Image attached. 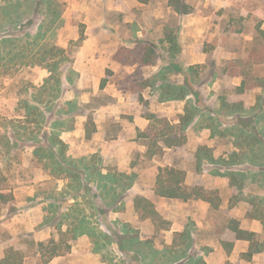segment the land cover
<instances>
[{"label":"rangeland","instance_id":"374dc122","mask_svg":"<svg viewBox=\"0 0 264 264\" xmlns=\"http://www.w3.org/2000/svg\"><path fill=\"white\" fill-rule=\"evenodd\" d=\"M55 1L62 5L59 7L61 14L53 30H48L53 13L48 8L47 0H0V37L15 34L24 37L23 45L27 46L28 56L39 52L45 43L66 49L70 61L62 63L59 69L62 79L59 105L68 101H88L82 97V93L93 92L92 81L80 84L79 73L69 68L73 67L74 54L85 40V33L94 28L108 29V37L101 36V41L110 43V46L115 44L118 49L114 55L120 58L115 59L118 62L115 67L107 69L106 77L109 80L106 93L117 90L129 93V105L132 106L134 102V108L138 104V109L144 116L152 113V106H159L162 102L159 101L160 92L150 87L142 89V82L157 81L159 86L162 76L158 74L161 70L168 81L180 86L185 81L189 82L195 93L191 98L202 111L197 113L186 131V153L178 151L185 161L183 167L198 173L194 155L201 146L209 148L213 162L204 160L201 172L206 164L207 167L213 165L217 173L226 180V187L210 185L218 191L221 208L219 211L209 212L207 219L223 228L228 219L242 220L246 214L257 216L263 227V233L258 235V240L264 247V241H260L264 240V86L258 85V81L264 80V37L258 35V28L264 31V0H187L193 6V15L196 17L168 13L167 0ZM40 29L46 32V36L37 40L36 46H33ZM240 30L243 33L238 34ZM167 33L177 37V52L171 50L174 44L166 40ZM149 46L156 51L151 57V64L144 65L145 49ZM102 53L103 51H99L97 56L101 57ZM171 65L174 66L172 70L168 69ZM191 67L193 70L189 72ZM45 74L40 67L33 65L19 70L12 77H3L0 74V144L10 142V146L0 147V186L5 190L16 186L19 188L17 192H20L23 184H34L35 180L40 185L39 180H44L49 173L43 162L35 157L34 141L30 137V133L34 132L42 142L45 125L37 126L32 118H24L26 110L23 107L24 102L31 101L32 94L37 92L35 87L41 86ZM245 76L250 78L248 86L251 87L246 110L239 114L227 113L223 108L222 98L231 94L235 86H240ZM100 97L102 104L115 107V112H119L111 97L107 94ZM172 102H176V109L170 115L159 112L158 109L156 111L166 115L173 123L176 120L179 123L180 116L185 114L186 102ZM52 108L53 106L46 109L41 107L46 111L42 118L60 117V114L52 112ZM178 109H183V113H177ZM257 116L260 117L258 123ZM107 123L112 129L114 121ZM209 125H215V130ZM197 136L208 140L212 147L199 143ZM94 156L97 162L98 155ZM70 157L82 160L92 159L93 156ZM99 161L102 165L104 159ZM231 173L238 174L237 193L228 185L227 175ZM44 183L37 190L43 195L40 198L43 197L47 203L50 201L44 210V227H51L53 234L59 238L51 216L52 211L61 206L59 211L64 213L71 208L77 209L96 234L92 238L86 235L90 239L86 242L83 240L85 235L79 237L62 258H56L50 264H206L204 256L209 253V247H202L200 250L204 255H201L193 244L182 245L181 237L176 236L177 234L173 243L167 245L164 238L166 234L158 231L157 226L153 235L144 224L137 223L148 219L139 216L137 227L133 221L124 224L119 219L114 221L110 218L115 211L113 207L96 206L91 197H79L75 202L69 203V196H63L62 191H57V184L64 187L67 182L50 179ZM121 192H118L121 199L129 195L127 191ZM12 195L13 199L9 204L0 205L1 213L6 216L2 221L6 223L0 226L1 241L7 240V221L18 211L34 205L29 200L25 206H21L18 204L20 199L18 201L13 193ZM25 199L26 197H21L22 201ZM33 215L39 218L43 214L34 212ZM66 230L64 226L63 231ZM102 234L109 236L111 241ZM125 236L126 245L121 249L118 242ZM130 237H136L142 243H150L151 247L138 245L135 241H130ZM224 237L231 241L234 236L231 232H226ZM177 246L182 251L174 254L169 248ZM151 250H158V253L154 256ZM35 261L36 258L28 259L29 263ZM243 263L244 261L233 264ZM254 264H264V260H258Z\"/></svg>","mask_w":264,"mask_h":264},{"label":"trees","instance_id":"16d2710c","mask_svg":"<svg viewBox=\"0 0 264 264\" xmlns=\"http://www.w3.org/2000/svg\"><path fill=\"white\" fill-rule=\"evenodd\" d=\"M48 8L53 13L51 25L48 30H53L55 23L60 17V8L62 5L55 0H47ZM59 8L57 11L56 8ZM168 7L177 16L185 17L194 13V8L187 0H168ZM11 23V22H10ZM12 25V24H10ZM243 33L242 30L238 34ZM259 37H264V31L258 28ZM46 36V32H42L40 29L35 36L33 46H36V42ZM166 40L169 43L174 44L171 47L173 52L178 51L177 37L172 33H167ZM24 37L15 34L13 36L5 35L0 37V74L3 77H12L19 70L27 66H38L49 72V77L45 79L44 83L35 87L36 93L32 94L31 101L24 102V109L26 115L24 118L27 120L32 118L33 123L37 126H44L42 134V142L39 140L34 132L30 133L31 139L34 141L35 157L43 162L46 170L49 174L58 180H63L66 185L62 189L63 196L73 197L75 200L79 197H91L94 204L101 201L102 205H108L113 207V210H119L121 206H117L118 201L121 200L120 195L113 190H110L108 184L104 186L100 185L103 189L101 192H95L88 185L84 184L85 172L95 171L99 168L98 163L92 159L75 160L67 155V144L61 139L60 132L62 129H72L77 115H84L87 117L85 123V137L87 140H92L97 133V110L103 106L101 103L102 98L100 96L92 98L88 103L79 104L77 101H68L64 104L62 102L58 104L59 92H61L62 79L59 73V69L62 63H69L70 58L67 55L66 49L57 46H50L49 44H43L39 52L34 55L28 56L26 54L27 46L23 45ZM30 45V44H28ZM155 48L149 46L145 49V58L143 60L144 65L151 64V57L155 52ZM174 54V53H173ZM174 56V55H173ZM30 57V58H29ZM115 59H119L115 57ZM174 66L168 67L172 70ZM71 69V68H69ZM167 70V68L165 69ZM193 68L189 69L192 72ZM110 74V72H109ZM163 70L158 74L162 76L161 83L157 86V81L149 83L147 80L140 84L142 89L150 87L153 90L160 92V102L169 101H185V114L180 116L179 123L175 124L166 115L150 113L146 118L150 121L149 127L144 131L138 132V138L143 139L147 146V151L143 154L144 162H151L153 159H163L167 149H175L182 154L186 153L187 134L188 127L193 123L198 112L202 110L196 105L191 96H195V93L190 88V83L186 82L183 85L175 84L174 82L166 80ZM240 75L244 76L243 73ZM70 80V79H69ZM108 77L104 78L101 82V90L106 87L108 83ZM248 80L250 78L245 76L240 86H235L231 94L222 98L223 108L227 113H242L246 110V104L251 96V87L248 86ZM260 87L264 86V80L258 81ZM55 92V94H54ZM46 97L48 100H46ZM52 112L60 114V117L56 118H42L44 117V111L46 107H51ZM45 107V109H41ZM46 112V111H45ZM256 123L259 122L260 117H256ZM255 118V119H256ZM49 124V126L46 124ZM49 127V128H48ZM212 130H215V125H209ZM112 130V131H111ZM110 130L108 136L110 138L116 137L119 132V127L114 123L113 128ZM10 146V142H3L0 144L1 148ZM141 155L137 154L136 158L139 159ZM195 156V163L198 173H201V166L204 160L213 162L212 151L201 146L198 148ZM126 176V177H125ZM237 173L228 174V185L237 193ZM124 178H119L117 182L122 183L123 190L121 193L126 192L131 188L134 176L122 175ZM187 171L179 168L178 166H165L158 167V174L155 181L154 191L159 197L168 199H178L183 202L190 200H202L211 205V211H219L221 208V198L217 189H207L205 185H186ZM101 181V180H99ZM69 188H72L70 190ZM0 186V205H6L13 199L12 193L2 192ZM85 193V194H84ZM120 198V199H119ZM57 204V203H56ZM133 204L136 212L142 219H149L157 226L158 231L168 230L170 223L165 220L160 213L156 210L155 205L147 198L143 196H136L133 198ZM58 205V204H57ZM54 207V204H51ZM97 206V205H96ZM99 206V205H98ZM117 206V207H116ZM61 206H58L55 211H52L51 220L54 221V229L56 228L57 238L53 236L45 242H37L31 235H26L19 238L17 244L9 245L5 250V257L0 260V264H50L54 259L64 256L72 246V243L78 240L79 237L87 235L94 237L95 230L91 228V224L82 217L77 209L71 208L69 212H60ZM100 211V208H99ZM249 219H259L257 216L248 215ZM67 230L64 232L63 227ZM225 231L221 239V244L227 251H231L234 242L226 240L224 237L226 232L234 234L237 240H246L251 243V247L248 253L243 257L247 260H251L253 256L261 251L264 247L259 242V236L256 233L243 230L240 227V222L234 218L228 219L224 224ZM70 235V236H69ZM105 239L111 241L109 236L102 234ZM176 236L181 237L182 245H190L187 242L186 232L178 233ZM130 241H135L138 245H144L150 248V243L137 240L136 237H130ZM127 238L121 237L118 244L121 249L125 248ZM186 248V247H185ZM174 254L182 251V248L177 246L176 248H169ZM175 250V251H174ZM152 251V250H151ZM158 253L157 251H152ZM36 258L34 263H29L28 259Z\"/></svg>","mask_w":264,"mask_h":264},{"label":"crops","instance_id":"0c3cea01","mask_svg":"<svg viewBox=\"0 0 264 264\" xmlns=\"http://www.w3.org/2000/svg\"><path fill=\"white\" fill-rule=\"evenodd\" d=\"M88 1L90 2L91 0ZM166 8L168 13H173L168 7V0ZM89 11V13L92 12L90 8ZM191 16L196 17L193 14ZM102 17H104V15H102ZM103 35H107L105 37H108V29L100 27L99 29L94 28L93 30H87L85 33V40L74 54L73 67L70 68L79 73L80 84L89 83L90 81L93 83V92L91 91L88 93V91H86L82 93V97L88 100L82 103H88L92 98L107 94L114 100V104L115 106L117 105L116 107L119 112H115L117 110H115V107L106 105L101 106L97 110V133L92 140H87L85 137V123L87 117L84 115H77L75 117L72 129H62L59 131L61 139L67 144L68 156L72 155L73 157L81 158L89 155H98L99 159L97 163L99 168L95 171L85 172L83 174L86 178L84 184L98 193L103 189L100 185L104 186L108 184L110 190L118 193L123 190V185L121 182H117V180L119 178H124L122 175L134 176V178H132V186L127 190L129 195L121 200H116L118 201L117 206L119 205L121 207L119 210L112 212L110 215L112 220L116 221L119 219L123 224L133 221L135 227H137V223H141L140 225L144 224L154 235L156 233V228L151 220L148 219L146 221L137 222L139 214L135 210L133 198L136 196H143L149 199L155 205L160 215L170 223V228L168 230L161 231L166 234L164 238H166L167 245L173 243L176 234L186 232L187 242L193 244L197 252L201 255H204V252L200 250L202 247L207 246L210 248L209 253L204 256L206 264H226L227 262L233 264L242 261H244L243 264H254V262L257 263L258 260H264V249L255 254L250 261L247 259L244 260L243 255L249 252L251 243L246 240H237L233 233L234 237L231 242H234V245L232 250L227 251L223 247L221 239L225 227L219 228L207 219L209 212H211V205L209 203L202 200L183 202L178 199L159 197L155 194L154 186L158 174V167L178 166L179 168H184L183 163L185 161L181 153L175 149H167L161 160L153 159L151 162L143 161L145 160L143 154L146 153L147 146L143 139L138 138V132H144L149 127L150 121L142 114L141 110L138 109V104L134 108H132V106L135 105L134 102L132 106L129 105V93L118 90L116 92L106 93V87L101 90V81L106 78L107 69L115 67L116 63H118L114 55L118 48L115 44L110 46V43L102 42L101 40H103V38H101V36ZM99 51H103L101 57L97 56ZM42 70L46 73L44 79L48 78L49 72L45 69ZM93 72H95V75H93ZM44 81L45 80L41 82V85ZM78 103L81 104V102ZM174 103L176 102L170 101L159 103V106L154 105L151 107L152 113H157L156 110L158 109L159 112L162 111L170 115V113L174 112L176 109ZM179 103L183 104L184 102ZM177 113H183V109H178ZM111 120L119 127L118 135L113 138L108 136L111 127H108L107 122ZM177 123L178 120L175 121V124ZM198 141L199 143L212 147V144L204 138H198ZM34 150L35 147L33 146V152ZM137 154L141 155L138 160L136 158ZM100 159H104L102 165L100 164ZM206 165L203 166V171L201 173L184 168L187 171L186 185L193 186L199 184L205 185L207 189H212L210 185L214 184L219 188H225L226 180L217 173V169L213 165L211 167L209 165V167H207ZM50 179L55 178L48 173L44 180H39L40 185H37L36 180L34 184H23V187H21L23 189L20 192H17L19 188L16 186L9 188V190L2 188V192L13 193L15 199H20V201L18 200L19 205L25 206V203L29 200H31V203H34V205L31 207L28 206L26 210L18 211L17 214L7 221L5 226L7 229V240H0V260L5 257L6 248L9 245L17 244L20 237L31 235L35 241L45 242L53 236L51 227L43 226L45 206L49 204L50 201L47 203L43 197L40 198V196L43 195L37 191L45 185L44 181ZM62 189L63 186L57 184V191L61 192ZM42 193L44 194L43 191ZM21 197H26L25 201H22ZM68 200L69 203L76 201L73 197H68ZM101 201L100 199L96 205L100 206ZM54 202L55 201H53V203ZM34 212H41L43 215L38 218L36 215H33ZM5 218L6 216H3L0 210V226L6 223L2 222ZM240 220L241 219L238 221ZM240 227L243 230L258 235H262L263 233V227L259 220L249 219L247 214L240 221ZM83 238L85 242L90 240L86 235ZM260 241L263 242L264 240L261 239Z\"/></svg>","mask_w":264,"mask_h":264}]
</instances>
